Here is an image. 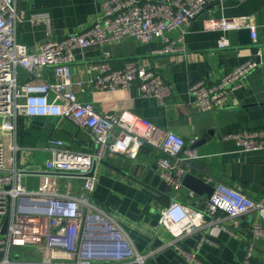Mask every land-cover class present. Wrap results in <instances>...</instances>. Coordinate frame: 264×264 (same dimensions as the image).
<instances>
[{
    "label": "built area",
    "instance_id": "built-area-1",
    "mask_svg": "<svg viewBox=\"0 0 264 264\" xmlns=\"http://www.w3.org/2000/svg\"><path fill=\"white\" fill-rule=\"evenodd\" d=\"M208 2L106 0L102 4V17L89 27L63 37L49 36L36 50L16 39L21 15L15 0H0V250L5 252L0 264H38L9 258L11 247L23 245L36 246L43 253V263L62 257L56 255L61 253L71 261L69 264H143L145 255L135 250L124 230L90 201L97 182L93 166L108 155H128L134 147L148 146L162 155L157 160L160 178L169 192H176L187 173L179 162L194 156L188 152L186 157H181L185 141L175 133L125 111L118 115H100L90 103L80 102L73 90L75 86L82 91L86 84L98 90L136 85L141 97L163 103L171 88L160 73L140 67L133 60L113 68L107 62L108 54L104 53L103 60L87 66L88 70L98 73L93 80L73 81V52L127 37L142 43L157 38L163 44L159 53L180 52L183 50L182 37L169 39L165 31L188 26ZM204 25L207 30L224 32L247 29L254 53L259 58L236 66L213 84L198 80L189 85V94L197 100L201 111L207 112L222 108L228 93L239 89L251 71L264 65V50L258 44L256 27L249 15L210 17ZM229 46L228 38L222 36L217 40L218 49ZM47 69L51 71V80L44 76ZM36 117L69 119L91 135L93 150L74 151L54 137H48L46 143L38 147L10 142V134L15 133L19 120L26 126ZM226 138L233 139L243 151L264 150V128L240 130ZM28 151L48 156L39 164H25L18 156ZM31 174H41L36 190L26 189L21 182ZM63 175L80 178L81 191L73 193L68 188L62 191L57 179ZM208 183L212 184L213 191L203 211L176 199L160 211L159 224L171 235L172 245L188 264L204 263L196 253L183 249L180 241L209 224L207 217L219 220L220 213L237 218L253 211H264V198L253 200L225 183ZM189 196L193 197L194 193L190 191ZM215 228L229 231L217 224ZM249 234L252 241L262 242L261 256L264 258V226L252 224ZM203 241L210 242V239L203 235L200 243ZM252 250L250 242L241 264H255L251 261Z\"/></svg>",
    "mask_w": 264,
    "mask_h": 264
},
{
    "label": "crops",
    "instance_id": "crops-1",
    "mask_svg": "<svg viewBox=\"0 0 264 264\" xmlns=\"http://www.w3.org/2000/svg\"><path fill=\"white\" fill-rule=\"evenodd\" d=\"M104 1L15 0L21 15L16 39L28 48L38 50L47 37L75 33L100 19ZM240 15L250 16L256 27L258 44L264 50V0H209L188 26L165 31L169 39L182 37L183 50L180 52L159 53L163 44L157 38L142 43L127 37L100 46L76 49L71 72L73 81L93 80L98 73L88 70V64L103 60L104 53H107V62L113 68H120L124 62L133 60L140 67L160 73L171 88L163 103L154 98L141 97L136 85L98 90L86 84L82 91L75 86L73 90L80 102L90 103L100 115H118L125 111L175 133L185 141L181 157H186L188 152L194 156L179 162L188 174L211 186L210 181L225 183L253 200H260L264 198V150L243 151L226 136L240 130L264 128V65L251 71L239 89L228 93L222 108L203 112L188 92L189 85L195 81L213 84L245 61L259 59L254 53L250 35L248 42H241V36L237 34L228 48L218 49L217 40L220 37L230 41L229 31L207 30L204 25L210 17ZM44 76L51 80L50 69L45 71ZM24 126L21 120L17 122L15 135L10 134V142L38 147L44 145L48 137H54L74 151H92L94 148L91 135L69 119L36 117ZM47 156L43 152L28 151L21 152L18 157L25 164H39ZM161 156L148 146L134 147L128 155H108L94 166L97 182L90 201L107 212L124 230L135 250L145 255L143 264H188L172 245L171 235L159 224L160 211L172 199L203 211L207 198L206 194L189 196L191 190L184 186L176 192H169L166 186L160 189L150 182L145 183L144 177L149 170H153V175H159L157 160ZM40 180L41 174L26 175V189L36 190ZM57 181L62 191L65 188L73 193L81 191L80 178L63 175ZM218 218L207 217L209 224L185 236L180 246L196 253L204 264H241L248 244L252 242L251 261L264 264L262 242L252 241L249 234L252 224L264 226V211H253L237 218L220 213ZM216 224L230 232L215 228ZM203 235L210 242L200 243ZM7 255L11 260L38 264L71 262L57 253L62 257L43 263V253L33 245L13 246ZM4 256L5 252L0 250V260Z\"/></svg>",
    "mask_w": 264,
    "mask_h": 264
},
{
    "label": "water",
    "instance_id": "water-1",
    "mask_svg": "<svg viewBox=\"0 0 264 264\" xmlns=\"http://www.w3.org/2000/svg\"><path fill=\"white\" fill-rule=\"evenodd\" d=\"M237 34L241 36V42H248L249 31L247 29L229 31L230 42H233ZM94 166H93V170H94ZM21 182L24 184V177L22 178ZM144 182L145 183L150 182L152 186H159L160 189L165 186V183L160 179V176L158 174L153 175L152 169L146 173L144 177ZM182 186L191 190L193 193L199 195L206 194V198H208L213 191V187L211 185L206 184L203 180L188 173H186L183 176ZM5 227H6V220H4L3 222V230L5 229Z\"/></svg>",
    "mask_w": 264,
    "mask_h": 264
},
{
    "label": "trees",
    "instance_id": "trees-1",
    "mask_svg": "<svg viewBox=\"0 0 264 264\" xmlns=\"http://www.w3.org/2000/svg\"><path fill=\"white\" fill-rule=\"evenodd\" d=\"M25 127V126H24ZM25 129V128H24Z\"/></svg>",
    "mask_w": 264,
    "mask_h": 264
}]
</instances>
